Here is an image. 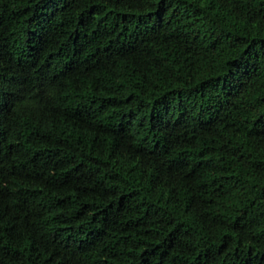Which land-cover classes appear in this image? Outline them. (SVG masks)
<instances>
[{"label":"trees","instance_id":"16d2710c","mask_svg":"<svg viewBox=\"0 0 264 264\" xmlns=\"http://www.w3.org/2000/svg\"><path fill=\"white\" fill-rule=\"evenodd\" d=\"M0 264H264V0H0Z\"/></svg>","mask_w":264,"mask_h":264}]
</instances>
